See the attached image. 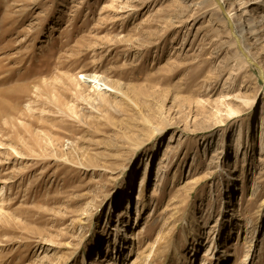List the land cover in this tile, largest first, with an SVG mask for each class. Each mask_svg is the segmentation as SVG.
<instances>
[{
	"label": "rangeland",
	"instance_id": "374dc122",
	"mask_svg": "<svg viewBox=\"0 0 264 264\" xmlns=\"http://www.w3.org/2000/svg\"><path fill=\"white\" fill-rule=\"evenodd\" d=\"M230 8L0 0V264L139 263L197 181L159 264H264V39L244 63Z\"/></svg>",
	"mask_w": 264,
	"mask_h": 264
},
{
	"label": "bare ground",
	"instance_id": "6f19581e",
	"mask_svg": "<svg viewBox=\"0 0 264 264\" xmlns=\"http://www.w3.org/2000/svg\"><path fill=\"white\" fill-rule=\"evenodd\" d=\"M238 1L245 3L244 0H238ZM249 1H252V0H249ZM248 3H250V2H248ZM217 4L219 5V7L223 8V9L227 8L228 4L231 5V8L227 10V18H228L227 23H228L229 28H230L229 34L231 35L232 42L234 45L237 46V54L241 57V60L244 63H246L245 59L247 61L246 57L248 56L250 58L249 62H253V64L255 63L259 67H261L258 64V63H260V61L258 60V56L253 53L252 49L255 47V44H259L260 41L264 39V25L262 24L261 29H258V28L256 29L254 27L255 25H253L251 23V21H246L249 19H246L244 21L242 18L241 19L238 18L239 14L237 11L241 10L243 13L248 14L249 10L243 9L244 7H246V5H248L247 3L244 4L243 8H239L238 10H235L236 8L234 7V1L233 0H217ZM252 4H253V2H251L249 5H252ZM257 16L260 17L261 22L264 21V11L263 10L260 13H258ZM87 81L90 82L97 89L101 88V87H99L100 82H99V79L97 76H93V77L89 76ZM107 91H110V90L108 89ZM230 113L234 114L237 112L233 108H231ZM198 183L199 182L197 181L195 184L191 185L187 198L184 201L181 200V203L179 205H177L176 207H174L171 215L169 216V219H171L170 224L165 229V231L159 233L156 240H154V241L159 242L157 247L154 249V246H155L154 245L155 242H154L152 245L149 246V248L146 251L142 252L140 255V258L142 257V259H140L141 261L139 263L137 262L138 264H147V262H148L147 260L150 256H151V258H150V261L148 264H159L161 260H163L164 258L167 257V255L170 251H174V249L176 248L175 239L177 237L178 225H179L180 221L182 220V218H184L183 216L187 212V207H188L189 201L191 199L193 192L196 191V189L198 187ZM143 185H145V180H142L141 186H143ZM140 190H141L142 195L140 196L139 200L144 202V187L140 188ZM224 208L228 210L227 203L224 206ZM113 212H114V210H113V208H111L110 209V215ZM115 213H116V210H115ZM193 221H194L193 222L194 224L197 222L196 217L193 218ZM124 231L127 232V229ZM194 231L196 232V230H194ZM118 236H117V238H118ZM196 240H199V239L196 237ZM176 252H177L176 253L177 255L181 254L179 252V249H177ZM250 258H251V256H250V252H249L243 261L244 264H248L250 262ZM84 264H89L87 262V259H84Z\"/></svg>",
	"mask_w": 264,
	"mask_h": 264
},
{
	"label": "water",
	"instance_id": "95a60500",
	"mask_svg": "<svg viewBox=\"0 0 264 264\" xmlns=\"http://www.w3.org/2000/svg\"><path fill=\"white\" fill-rule=\"evenodd\" d=\"M248 61H250V58L247 56L246 57ZM253 63V62H251ZM255 64V63H254ZM257 65V64H256ZM260 77L262 78V80L264 81V73L262 72V70L260 69Z\"/></svg>",
	"mask_w": 264,
	"mask_h": 264
}]
</instances>
